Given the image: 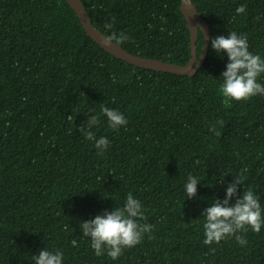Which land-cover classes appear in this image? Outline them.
Listing matches in <instances>:
<instances>
[{
  "label": "trees",
  "instance_id": "trees-1",
  "mask_svg": "<svg viewBox=\"0 0 264 264\" xmlns=\"http://www.w3.org/2000/svg\"><path fill=\"white\" fill-rule=\"evenodd\" d=\"M83 2L102 32L130 37L120 44L128 51L191 60L181 0ZM193 2L211 40L235 31L264 59V0ZM227 63L210 41L194 76L141 68L100 47L67 0H0V264H35L42 249L62 251L63 264H264V223L259 233H238L245 245L234 237L203 244L202 213L235 177L238 195L251 189L264 209V95L223 97ZM257 82L264 85V74ZM102 107L128 123L111 129ZM93 115L100 123L91 131L109 141L102 154L79 130ZM189 174L199 180L191 199ZM129 193L142 205L138 222L152 230L116 260L96 256L80 224L122 206Z\"/></svg>",
  "mask_w": 264,
  "mask_h": 264
},
{
  "label": "clouds",
  "instance_id": "clouds-1",
  "mask_svg": "<svg viewBox=\"0 0 264 264\" xmlns=\"http://www.w3.org/2000/svg\"><path fill=\"white\" fill-rule=\"evenodd\" d=\"M245 11L246 6L244 5L236 9L237 14ZM104 27L110 30L113 26L108 23ZM129 39L130 37L123 32L119 35L112 32L111 35L104 37L108 46H112L113 43L118 46ZM205 39L204 36V41ZM211 47L221 58L226 54L228 59L226 70L221 74L220 92L223 97L234 101H247L258 94L264 95V85L257 82L258 77L264 74V59L249 51L246 35H238L232 31L227 37L215 36L211 40ZM101 112L107 118L108 126L113 130H118L128 123L118 110L102 107ZM68 119L71 120L72 116ZM99 123L100 117L93 115L88 121V128L80 127L79 130L85 139L95 141V148L102 154L109 146V141L106 137L97 139L95 133L91 131ZM209 131L219 135L214 127H210ZM196 163L199 164V161ZM198 181L196 177L189 174L184 185L187 199L195 196ZM241 183V177H235V181L227 187L225 198L213 201L211 206L203 211L204 245L219 244L230 237H234L237 244L245 245L247 240L238 233L246 232L248 228L256 233L261 231L262 223H264V218H262L264 209L251 189L238 195ZM233 198H235V203H230ZM142 219H144V212L141 202L129 193L122 206H117L110 212L96 215L94 219L82 222L80 228L82 235L90 238L91 248L96 256H102L106 252L108 257L116 260L125 248L140 244L144 234L152 230V225L138 222ZM76 245L77 241L73 240L72 246ZM32 259L35 264H63L64 257L59 249L55 251L42 249L38 255L32 256Z\"/></svg>",
  "mask_w": 264,
  "mask_h": 264
},
{
  "label": "water",
  "instance_id": "water-1",
  "mask_svg": "<svg viewBox=\"0 0 264 264\" xmlns=\"http://www.w3.org/2000/svg\"><path fill=\"white\" fill-rule=\"evenodd\" d=\"M67 2L77 14L86 33L108 53L129 64L158 72L194 76L207 60L211 41L210 26L203 18L193 0H181V10L188 22L192 42V58L186 65L136 55L122 47L120 44L116 46L113 43L112 46H108L104 41V37L108 35L93 24V20L90 17L83 0H67ZM199 31H202L206 37L200 56L198 55L197 45Z\"/></svg>",
  "mask_w": 264,
  "mask_h": 264
}]
</instances>
